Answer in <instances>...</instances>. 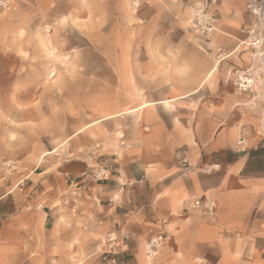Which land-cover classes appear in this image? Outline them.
Returning <instances> with one entry per match:
<instances>
[{
  "label": "crops",
  "instance_id": "obj_1",
  "mask_svg": "<svg viewBox=\"0 0 264 264\" xmlns=\"http://www.w3.org/2000/svg\"><path fill=\"white\" fill-rule=\"evenodd\" d=\"M26 1L47 18L19 17L12 7L0 8V36L29 20L28 32L46 24L57 28L61 0ZM144 1V9L123 22H115L104 6L96 11L99 22L86 13L80 30L85 44L69 45L66 52H75L69 74L56 78L52 93L33 94L28 77L6 78L0 87V128L53 132L61 140L53 150L65 145L68 163H86L88 156L96 167L91 172L104 171L99 181L91 174L74 176L83 189L81 203L44 211L45 223L53 218L54 226L71 225L84 218L91 227L94 214L95 225L104 230L117 223H149L148 211L152 237L167 236L165 264H264V108L249 93L236 92L232 82L236 68L253 63L250 48L240 42V30L253 22L247 0H216L209 52L187 29L191 13L182 6L203 0ZM68 11L70 20L76 12L71 5ZM51 35L55 40L54 29ZM32 95L38 97L35 106ZM45 104L52 106L47 130L40 118ZM34 116L37 124L30 126ZM13 117L20 123L15 129ZM43 149L38 144L35 155L51 153ZM22 151L28 153V146ZM10 154L0 150V156ZM56 172L60 175L45 169L23 174L26 186L18 189L37 197L60 193V202L72 201L62 169ZM14 189L0 187V200ZM114 194L118 202L107 204ZM197 199L214 201L213 213L196 207Z\"/></svg>",
  "mask_w": 264,
  "mask_h": 264
},
{
  "label": "rangeland",
  "instance_id": "obj_2",
  "mask_svg": "<svg viewBox=\"0 0 264 264\" xmlns=\"http://www.w3.org/2000/svg\"><path fill=\"white\" fill-rule=\"evenodd\" d=\"M61 1L62 16L60 17L63 23L57 22L58 26L55 25L57 28L46 24L40 30H29L30 32H28L27 24L30 25L33 22L29 20L23 27L0 36V80L2 82L0 87L6 86L4 84L6 78L24 76L33 82L28 86L30 89H34L33 94L38 90L52 93L56 78L69 74V56L75 53L66 52L69 45L80 47L85 44V38L80 34V30L86 27L84 19L86 13L88 20L94 16V20L99 22L100 14L96 11L104 6L110 8V17L115 22H123L126 15L144 9L142 4L146 2L144 0ZM70 5L76 15H71L69 20ZM196 5L198 4L188 1L182 4L185 9L190 10L191 18L192 9ZM9 7H12L18 16L24 15L27 18L30 15V18L35 16L47 18V15H43L40 10L34 11L33 4L26 0L18 3L11 0H0L1 11H6ZM190 20L187 29L196 34L198 44H200L199 34L190 28ZM53 29L57 33L55 40L51 35ZM237 69L239 68L235 70ZM18 87L21 86L18 85ZM235 91L238 92L236 88ZM32 98L34 100L30 102V106H35L39 102L37 101L38 97L32 95ZM249 99L252 102L257 101L252 100L251 96ZM51 109V104H45V117L40 116L41 120L45 121L46 130L50 124L48 115L51 114ZM33 119L29 122L30 126L37 124V118L34 116ZM0 120L3 125L4 115L1 112ZM12 124L14 129L20 125L16 117H13ZM54 135L49 131L23 134L15 131L6 133L3 128H0V150L5 149L11 153L7 157L0 156V187H4L5 184L10 186V189L15 187L12 195L0 200V264H165L161 258L167 236L164 233L166 239L152 255L150 246L152 240V217L150 218V216L152 214L148 211L144 215L146 221L148 218L150 219L149 223L137 222V225H127L126 227L117 223L104 230L95 225L97 223L94 214L91 227L84 221V218H79L75 224L64 223V226H54L53 218L44 222V211L50 212L60 204L81 203L80 200L84 196L83 189L78 184L77 187H80L81 195H73L72 188L66 182V178L77 182V179H73V177L83 173L85 176L91 174L97 181L102 180L95 177L100 169L97 172H91L96 167L88 156H86V163L85 161L84 163L83 161L68 163L70 155L65 145L54 151L53 147L61 141L55 139ZM42 143L44 144L43 150H50L51 153L46 151L41 156L40 151L35 155L37 145ZM26 146H28L29 152L24 154L25 152H21V149ZM22 156L25 159L22 161L24 164L18 161ZM76 158L81 160L80 157ZM56 168L62 169L64 182L70 189L69 194L72 201L67 199L60 202L62 195L60 193L52 197L45 195L37 197L31 196L34 191L22 192L18 189V186L20 188L26 186V183L21 182L24 179L23 174H30L33 170L38 173L45 169L47 173L60 175L56 172ZM51 189L50 187L49 190ZM118 200L119 196L114 194L107 204H116ZM124 211L127 212V210ZM144 225L146 227H143ZM112 238H115V244L110 247ZM198 262L200 260H196V263Z\"/></svg>",
  "mask_w": 264,
  "mask_h": 264
},
{
  "label": "built area",
  "instance_id": "obj_3",
  "mask_svg": "<svg viewBox=\"0 0 264 264\" xmlns=\"http://www.w3.org/2000/svg\"><path fill=\"white\" fill-rule=\"evenodd\" d=\"M216 0H203L192 9V18L190 28L199 34L201 49L209 52L212 50V34L216 30V17L213 12V6ZM247 13L253 17L252 24L240 30L244 39L240 42L246 44L251 50L253 63L244 68L235 70L232 79L233 85L240 93H249L252 100H259L264 108V0H247ZM217 60L221 55L216 56ZM264 113V112H263ZM186 163V160H182ZM104 171L100 169L96 174V179H102ZM66 182L72 188V194L81 195L80 187L77 182L66 178ZM194 205L207 213H213L216 205L214 201L197 199ZM166 239L164 232L153 236L151 240L152 255L156 253L158 247ZM110 247L115 244V238H112Z\"/></svg>",
  "mask_w": 264,
  "mask_h": 264
},
{
  "label": "bare ground",
  "instance_id": "obj_4",
  "mask_svg": "<svg viewBox=\"0 0 264 264\" xmlns=\"http://www.w3.org/2000/svg\"><path fill=\"white\" fill-rule=\"evenodd\" d=\"M217 67V66H216ZM216 67H213L209 72H208V74H207V77L208 78H210L212 75H213V73H214V71L216 70ZM264 111V110H263Z\"/></svg>",
  "mask_w": 264,
  "mask_h": 264
},
{
  "label": "snow or ice",
  "instance_id": "obj_5",
  "mask_svg": "<svg viewBox=\"0 0 264 264\" xmlns=\"http://www.w3.org/2000/svg\"><path fill=\"white\" fill-rule=\"evenodd\" d=\"M61 23H63V21H61Z\"/></svg>",
  "mask_w": 264,
  "mask_h": 264
}]
</instances>
